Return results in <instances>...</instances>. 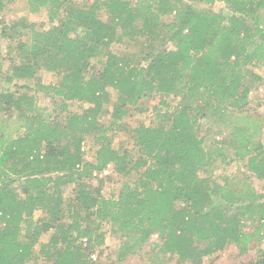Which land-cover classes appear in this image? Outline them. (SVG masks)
Masks as SVG:
<instances>
[{
    "label": "trees",
    "instance_id": "16d2710c",
    "mask_svg": "<svg viewBox=\"0 0 264 264\" xmlns=\"http://www.w3.org/2000/svg\"><path fill=\"white\" fill-rule=\"evenodd\" d=\"M27 2L33 13L47 8L56 24L45 31L28 24L30 40L17 41L19 61L4 78L14 90L0 86V104L19 112L16 128L0 132V264H94L104 220L122 233L126 253L153 234L160 241L158 254L168 253L177 264H198L230 245L247 253L253 237L264 231V200L246 177L230 184L229 177L218 183L200 176L228 156L224 140L206 148L196 127L200 119L221 122L244 112L248 94L262 80L247 66L264 68V0ZM217 2L226 10L213 9ZM101 7L107 20L98 16ZM165 15L172 20L163 21ZM4 35L20 39L22 31ZM124 37L129 43L148 40L147 52L133 59L131 53L107 51L96 69L91 59ZM167 39L168 48L150 51ZM40 69L60 77L55 86L37 84L57 103L52 119L33 113L31 86L14 79H34ZM110 90L116 93L112 121L103 127L98 115ZM147 97L159 99L152 123L127 129L132 148L113 147L105 132L130 108L143 113L140 103ZM70 103L88 106L77 113L69 111ZM231 124L232 135H241L234 157L263 180V144L252 142L248 127ZM20 127L22 135L5 140ZM89 134L98 144L94 160L82 150ZM108 165L119 176H135L133 185L124 182L103 194L97 174ZM38 210L45 214L35 221ZM253 220L257 227L245 231V222ZM243 264H264V250Z\"/></svg>",
    "mask_w": 264,
    "mask_h": 264
},
{
    "label": "rangeland",
    "instance_id": "374dc122",
    "mask_svg": "<svg viewBox=\"0 0 264 264\" xmlns=\"http://www.w3.org/2000/svg\"><path fill=\"white\" fill-rule=\"evenodd\" d=\"M76 3L82 4L85 2H92L93 0H74ZM2 4L4 5L0 9V86L9 87L10 90H14L12 84H9L5 81L6 75H13L12 64L18 62V52L16 50V43L19 40L29 41V32L28 24H33V28L37 31H45L48 28L54 26L56 21L49 20L48 18V9L41 8L37 12H31L29 10V5L27 0H3ZM1 4V6H2ZM213 9H225L226 6L222 2H217L212 6ZM98 16L107 20V12L101 7L98 10ZM264 17V15H263ZM173 15L162 16V20L169 22L172 20ZM3 29V31H2ZM22 31V37L18 39L9 38L8 35H4V32H14ZM120 31V29H118ZM9 34V33H8ZM134 43H129L128 38L124 37L122 40L111 43L107 48H102L98 51L97 55L91 59V63L96 65V69L101 67L100 62H104L105 55L107 51H113L119 53L120 56L125 55L126 53H131L133 59L142 58L145 52H147L148 40L144 38L138 39ZM169 47V40H165V44L162 41H159L154 45V48L150 51H155L160 49V47ZM143 52V53H141ZM142 65H145L146 62L141 61ZM247 69L256 73L262 77V80L259 84L254 86L250 93L248 94L247 103L243 106L244 112H236L229 114L224 121H217L216 118H207L200 119L196 132L200 137H204V145L206 148L210 144L216 141H225L224 152L228 156L225 162L217 161L212 167L203 170L200 173V176L205 178L208 177L211 182L223 183L224 177L230 178V184L237 182L239 178L246 177L248 183L251 187L259 194H261V201L264 200V179H258L250 173L246 172L245 163L243 161H238L235 158V147L240 143V134L238 136L232 135V122H235L241 127H248L249 132H254L252 138L253 143L258 141L263 144L264 147V68L263 67H250L247 66ZM17 84L27 83L31 86V91L33 96V106L34 114L41 113L42 116L48 115V118L52 119L55 115L54 109L57 106V103L52 102L49 93L44 94L42 91L37 89V84H48L55 86L59 84L60 77L46 71L45 69H40L37 71L34 79L31 80H19L17 77H14ZM110 98L108 101L104 102L102 111L98 115L99 124L103 127L109 125L112 121L111 112L113 109V102L116 97L114 90H110ZM158 97H147L141 100L140 107L145 109L143 113H140L139 110L130 108L127 115H125L121 121H118L115 126L108 129L105 133L107 137L111 139L113 147L118 148H132L133 146V137L132 131L127 130L133 127H137L139 124L148 125L153 121V114L151 112L152 107L158 103ZM169 101V99H168ZM175 102H170L171 107ZM88 106V104L78 105L76 103H70L68 106L69 111L71 112H82V108ZM19 112L12 108L11 110H6L4 104H0V132L1 131H12L18 125ZM210 123L207 126V122ZM24 128L20 127L19 131L12 134L10 138H5V140H10L18 135H22ZM4 140V141H5ZM98 144L94 140V134H89L84 138L82 143V150L84 158L87 160H94ZM264 149V148H263ZM99 176L102 178L101 191L103 194L107 195L110 191H118L119 188L123 185L124 182H129L133 185L135 176L122 177L119 176L112 168L108 165ZM97 184L96 180L93 181ZM18 183H14L17 185ZM98 185V184H97ZM231 188L235 185H229ZM133 187V186H132ZM71 190V187L66 188L68 193ZM45 212L43 210L35 211L33 219L38 221L44 216ZM255 227H257L256 221H247L244 224V230L251 232ZM102 229L105 232L104 242L98 247L95 252L91 255V260L94 264H177L176 260L169 257V254H158V248L155 246L156 243H159L157 234H153L150 238L144 242L135 252L126 253L122 250L124 244V236L122 233L116 231L113 225L110 222L104 220L102 221ZM50 235V232L47 235H44L40 238L41 242L46 241L47 236ZM39 249V245H36V250ZM259 250H264V231L260 232L258 235L253 237L249 244V251L245 254H238V249L234 245H230L222 251H219L211 256L205 257L198 264H243L250 261H253L257 258ZM35 264H49L46 260H39ZM179 264H192L190 262H181Z\"/></svg>",
    "mask_w": 264,
    "mask_h": 264
},
{
    "label": "built area",
    "instance_id": "2783aa9c",
    "mask_svg": "<svg viewBox=\"0 0 264 264\" xmlns=\"http://www.w3.org/2000/svg\"><path fill=\"white\" fill-rule=\"evenodd\" d=\"M101 174V173H100ZM100 174H97V175H100ZM94 175H96V173H94Z\"/></svg>",
    "mask_w": 264,
    "mask_h": 264
}]
</instances>
